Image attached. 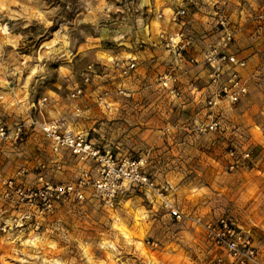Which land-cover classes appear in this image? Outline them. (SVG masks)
I'll list each match as a JSON object with an SVG mask.
<instances>
[{
    "label": "rangeland",
    "instance_id": "rangeland-1",
    "mask_svg": "<svg viewBox=\"0 0 264 264\" xmlns=\"http://www.w3.org/2000/svg\"><path fill=\"white\" fill-rule=\"evenodd\" d=\"M178 8L182 26L168 21ZM179 28L192 38L184 58L157 40ZM225 33L247 92L210 109L201 51ZM208 114L215 130L199 128ZM0 121L23 128L0 138L2 179L36 192L0 181V264H211L226 255L194 219L220 217L264 264V0H0ZM50 121L98 155L53 153ZM229 149L249 151L245 166L227 167ZM129 160L152 185L130 178Z\"/></svg>",
    "mask_w": 264,
    "mask_h": 264
},
{
    "label": "built area",
    "instance_id": "built-area-1",
    "mask_svg": "<svg viewBox=\"0 0 264 264\" xmlns=\"http://www.w3.org/2000/svg\"><path fill=\"white\" fill-rule=\"evenodd\" d=\"M184 16L185 9L178 8L169 14L168 21L172 24L182 26L185 24V20L183 19ZM157 40L161 46L168 51H172L179 58L185 57V53H187L192 44L191 36L186 34L181 28L176 31L161 29L157 34ZM230 40L231 35L225 33L222 36V47L217 48L215 46H209L201 51V62L207 70L209 78L206 87L209 94L205 98V103L210 109L220 102L234 104L247 92L246 84L240 74V68L245 64V61L227 51L226 45ZM156 42L157 41H154L152 44L155 45ZM187 59L189 61H197L192 56ZM115 65L117 66L119 64L115 63ZM119 67L121 74L128 75L135 69L136 61L134 57H131ZM158 78L162 79L161 84L163 86H167V78H169V80L171 78V81H174L177 77L175 73L170 72L164 73ZM85 79L88 78L86 77ZM80 92L81 89L77 88L73 95ZM218 126L219 122L212 117V114H208V120L199 123V128L207 131L215 130ZM42 131L50 141L53 153H57L60 150H68L72 154L80 157L98 155V149L94 147L86 136L69 130H61L60 126L55 121L42 124ZM10 134L14 140H20L23 134L22 126L16 125L10 133H7V128L0 121V138L9 137ZM249 154L247 150L238 152L235 149H229L227 151V167L233 170L245 166L246 161L249 159ZM128 167L130 168L129 174L132 180L152 185L149 178L137 169L135 160H129ZM1 180L7 187L13 188L14 191L22 197L31 198L36 194V192L33 191L24 192L21 185L16 184L11 178L3 180L0 173V181ZM45 188L48 189L50 186H45ZM52 189L57 192L56 194L58 196L65 191L71 190L72 186H56ZM76 193L81 196L79 191ZM170 213L177 219L183 217L182 213L174 207L170 208ZM194 222L203 228L205 236L212 246L223 251L226 255L227 260H224L223 256L217 255L211 264H262L258 258L257 250L251 236L239 226L235 225L230 219L220 217L214 221L202 223L199 218H196Z\"/></svg>",
    "mask_w": 264,
    "mask_h": 264
}]
</instances>
